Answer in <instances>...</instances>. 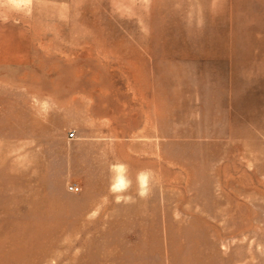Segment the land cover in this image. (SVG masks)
Returning a JSON list of instances; mask_svg holds the SVG:
<instances>
[{
	"label": "rangeland",
	"instance_id": "obj_1",
	"mask_svg": "<svg viewBox=\"0 0 264 264\" xmlns=\"http://www.w3.org/2000/svg\"><path fill=\"white\" fill-rule=\"evenodd\" d=\"M224 1L234 73L171 64V0H0V264H264V0Z\"/></svg>",
	"mask_w": 264,
	"mask_h": 264
},
{
	"label": "crops",
	"instance_id": "obj_2",
	"mask_svg": "<svg viewBox=\"0 0 264 264\" xmlns=\"http://www.w3.org/2000/svg\"><path fill=\"white\" fill-rule=\"evenodd\" d=\"M224 0H171V64L182 72L234 73L235 29L224 26ZM214 43V44H213ZM218 51L219 53H217ZM223 64V65H221ZM226 69H196L191 67Z\"/></svg>",
	"mask_w": 264,
	"mask_h": 264
},
{
	"label": "built area",
	"instance_id": "obj_3",
	"mask_svg": "<svg viewBox=\"0 0 264 264\" xmlns=\"http://www.w3.org/2000/svg\"><path fill=\"white\" fill-rule=\"evenodd\" d=\"M73 137H74V133L71 132V133L68 134V138H73ZM67 191L72 193V194H78V193H80L81 188L76 183H70L67 186Z\"/></svg>",
	"mask_w": 264,
	"mask_h": 264
}]
</instances>
